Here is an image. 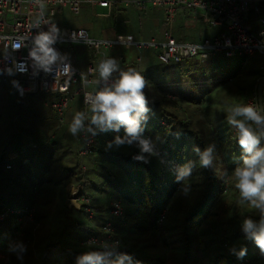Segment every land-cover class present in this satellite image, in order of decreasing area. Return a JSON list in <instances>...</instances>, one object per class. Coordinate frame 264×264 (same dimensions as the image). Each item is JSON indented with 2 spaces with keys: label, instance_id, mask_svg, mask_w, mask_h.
<instances>
[{
  "label": "trees",
  "instance_id": "1",
  "mask_svg": "<svg viewBox=\"0 0 264 264\" xmlns=\"http://www.w3.org/2000/svg\"><path fill=\"white\" fill-rule=\"evenodd\" d=\"M119 11L121 10L114 11L112 17L125 24L129 17L126 12L121 14ZM142 17L138 23V37L135 38H161L163 20L157 14L146 17L145 22ZM122 45L124 46L116 44L110 53L114 56L123 54ZM150 51L154 49H148V52ZM148 61L149 59H146L143 70L139 72L144 76L146 86L154 87ZM118 63L120 70L126 71L129 65H134V60L123 59ZM118 76V72L113 73L115 79ZM230 80L226 74L220 84H226ZM218 87L219 85H214L197 100L181 96L172 98L167 94L157 93V90L151 94L145 87L144 92L149 104L160 110L162 118L154 129H163L161 133L152 131L154 134H151V139L159 155L151 157L147 164L133 158L138 152L135 146H113L112 149L105 150L106 142L116 134L109 132L93 136L91 151L84 156H88L90 161L96 164L102 155L109 161L110 167L113 166L109 177L105 179L113 185V192L108 191L113 193V198L112 194H107L109 198L105 200L104 193L95 196L87 192L88 186H94L98 172L83 163L84 156L79 154L83 144L80 134L70 138L79 157L77 171L67 176L64 174L60 179L64 180L63 188L66 183H82L81 195L87 197L89 203L78 202L76 205L79 207L76 208V205L64 200L66 190L62 196L54 194L51 188H54L60 179L56 181L51 178L44 182L50 187L44 189V196L39 201L43 202L42 212L39 214L36 213L35 203L41 191L33 183L31 168L32 163L37 165L44 156H34L32 160V156L25 157L24 153L33 146L38 148L39 144L48 142H51L48 156L59 147L66 151L64 135L59 128L62 118L56 117L57 112L50 106V99H47L48 96L53 98L54 94L36 93L39 94L37 98L40 105L48 104L50 112L45 116L36 115L35 104L13 107L10 115L2 110L0 209L14 210L8 213L4 220L11 215L16 224L10 243L0 242V255L4 257L0 259V264H74L75 256L89 250L85 239L90 235H102V226L106 221L112 226L113 237L120 241V250L130 254L134 264H264V256H261L256 246L246 240L240 231L245 217L250 216L258 220L259 214L247 205H240L239 193L232 178L234 168L242 161L237 132L227 124V108L240 103L234 99V94L239 92L234 88L217 91ZM14 89L16 92L15 86ZM252 89L241 103H247ZM16 95L22 97L17 92ZM57 114L60 116L62 113ZM30 140L33 145L23 146V142ZM210 144H214L216 148L214 162L211 168L204 169L200 167L194 149H203ZM18 157V164L13 166L9 163L8 169L11 170L5 169L6 161L13 162ZM22 157L26 159L22 160ZM188 162H193L195 168L192 176L183 182L191 188L190 193L184 196L180 192L181 183L175 181V174L177 167ZM27 170L30 172V183L26 175ZM61 170L66 168L60 167L59 171ZM15 189L21 192L14 194ZM50 190L53 192L48 195ZM50 201L52 210L46 206ZM117 201L121 211L120 214L113 215V203ZM13 204L18 206L14 207ZM87 207L92 212L91 217L88 216ZM29 208L33 209V222L26 217L19 220L25 209ZM17 210L20 213H17ZM77 210L83 212V221L78 218ZM104 211H108L106 217L102 216ZM3 221L0 232L3 229ZM67 227L83 228L84 232L80 237L73 236L75 239H63ZM17 241L23 242L27 249L22 254V259L18 258L17 253L9 250ZM150 243L156 244L163 251L152 249L148 245ZM231 248H246L247 255L243 259H237L230 253ZM164 249L168 250V253L164 252Z\"/></svg>",
  "mask_w": 264,
  "mask_h": 264
},
{
  "label": "built area",
  "instance_id": "2",
  "mask_svg": "<svg viewBox=\"0 0 264 264\" xmlns=\"http://www.w3.org/2000/svg\"><path fill=\"white\" fill-rule=\"evenodd\" d=\"M88 4L99 15H109L114 6H134L141 10L149 7L159 8L163 11L164 22L163 39L156 40H122L120 38H97L92 37L83 28L60 27L58 42L54 47L65 55L59 47V42H80L87 46L94 58L99 57L100 61L111 57L107 50L116 44H131L137 48H153L156 50L157 58L164 63L178 62L185 58L197 56L200 59L222 53L226 57L235 55L260 53L262 62L260 72L256 77L252 93L247 103L257 104L264 102V0H45L44 18L50 22V16L55 13V7H67L78 10L81 6ZM48 9V10H47ZM185 9L192 12H200L207 16V21L214 26H222L223 30L211 37L203 38L200 41L190 42L177 40L172 34V23L180 10ZM39 9L32 0H0V76L11 77V80L18 82L17 94L23 96L27 93L57 94V98L50 100V106L57 112L62 113L68 106L75 94H81L84 105L83 112H87L88 105L84 102V95L92 90L86 89L89 83L95 84L98 79L97 66L94 60L86 65V72L75 67L69 59L63 63L68 64L67 72L61 70L55 73L39 72L33 73L31 60L29 57L30 38L35 34L36 29L31 27ZM252 13L255 18L250 19L248 24L243 21ZM255 24L257 30L250 29ZM47 30V25H42ZM19 45V47H17ZM120 58L122 56H119ZM141 60L137 57L134 65L129 69L140 71ZM11 67L13 73L9 75L4 69ZM115 81L110 78L109 83ZM77 87L71 90L72 86ZM96 85V84H95ZM103 86V82L101 85ZM83 139L82 148L79 152L81 156L91 151L93 136L90 134H80ZM9 167V164H6ZM77 199L79 202L89 203V199L81 195L82 185L76 187ZM88 216L92 212L87 207ZM14 210L9 208L0 209V225L8 213ZM119 202L113 203L112 214H120ZM20 213L19 210L16 211ZM27 218L33 222V209H25L22 218ZM159 222V219L157 220ZM35 230V226H34ZM102 235H90L85 239V243L92 240L97 246L108 241L118 240L113 237L112 226L106 221L102 226ZM18 233H21L18 231ZM28 242V241H26Z\"/></svg>",
  "mask_w": 264,
  "mask_h": 264
},
{
  "label": "rangeland",
  "instance_id": "3",
  "mask_svg": "<svg viewBox=\"0 0 264 264\" xmlns=\"http://www.w3.org/2000/svg\"><path fill=\"white\" fill-rule=\"evenodd\" d=\"M119 11L121 14L127 13L129 17V21L123 24L121 21H116L112 17V13L114 11ZM123 9V10H122ZM48 10V9H47ZM101 9L93 10L88 4L81 6L78 10H74L67 7H55V13L50 16V19L53 23L56 24L58 28L66 27L67 29L71 28H83L88 34L92 37L97 38H108V37H118V38H132L136 39L138 36V23L139 19L143 15V21L146 17L152 14H157L161 17L162 11L159 8H149L147 6L143 10H139L134 6L129 7H121L120 5L114 6L109 15H99L95 14V12L100 11ZM255 16L252 13H249L248 18L243 22L248 24L250 19H254ZM145 22V21H144ZM192 24V23H191ZM250 29L256 31L257 26L255 24L250 26ZM163 30V28H162ZM220 30L219 27L211 26L208 23L199 21L193 25H183V23H179L178 21L174 23L173 27V35L177 40L183 41H200L204 37H210L214 33ZM162 32V31H161ZM115 33H121V35H115ZM130 33V35H128ZM131 34H133L131 36ZM136 37V38H135ZM141 39V38H140ZM123 46V45H122ZM59 47L62 52L65 54L67 59L78 69L86 72V65L90 59H93L95 63H98L99 57L94 58L92 52L87 48V46L80 42H59ZM134 48L131 44H125L123 47V51H127L128 48ZM132 49L130 51L134 52ZM150 48H143L135 52L136 55L141 57V66L143 67V63L146 62V59H149L148 63L150 64L149 73H151L153 78L154 87L146 86V90L151 94L153 91L157 90V93L167 94L172 98H177L179 96L188 98L191 100H197L200 98L205 91L211 89L214 85H219L218 90L221 89H236L237 92L234 94V99L238 102H242L250 93L253 83L256 80V76L260 72V66L262 62V55L258 52L253 54H245L242 56H232L226 57L222 53H218L216 56H209L208 58L200 59L197 56L189 57L178 62L164 63L161 62L157 57L154 51L148 52ZM153 50V49H152ZM147 73V71H146ZM227 74L228 77L231 78L229 82L226 84H220L222 82L223 76ZM76 86H72L71 90H74ZM153 88V89H152ZM86 89L95 90L90 84H87ZM17 92V91H16ZM14 86L12 84L11 77H2L0 76V112L2 110L8 112L10 115L11 108L17 106H28L29 104L34 105L36 107V115L37 116H45L49 111L48 104L44 105L39 103V94L36 93H27L25 96L18 97L16 95ZM245 92V93H243ZM57 98V94L53 95V98L49 96L47 99ZM48 99V100H49ZM31 102V103H30ZM26 103V104H25ZM151 108V112L149 114V120L145 127L144 135L151 139V134L153 132L161 133L163 129L158 128L157 125L160 124L162 118L160 116V110L153 107V105L149 104ZM89 108V107H88ZM84 105L82 102L81 94H75L73 98L70 100L68 106L64 109L62 114L59 116L56 112V117H61L59 128H61L63 132V142H66V151L62 148H57L53 150L51 155L48 156V151L51 149V142L47 144H39L38 148L33 146L30 150H27L24 153V156H32V160L34 156L42 157L41 162L37 165L32 163L33 169L32 177L33 183L39 192V198L35 203V207L37 209L36 213L39 214L42 212L41 205L43 202H39L44 196V189L50 187L49 184L44 182L53 178L58 181L64 174L66 176L70 173L77 171V163L79 161V157L77 154V150H75L73 144L70 141V138L73 137L71 133L68 131L69 124L71 123L72 117L76 112H83ZM35 112V111H34ZM49 114V113H48ZM90 114V113H89ZM16 120V119H15ZM153 131V132H152ZM27 142H23V146H26ZM22 146V147H23ZM37 152V153H36ZM43 153H46L45 155ZM15 158L13 162L6 161V164L12 163L13 166L19 163L20 160ZM26 158L22 157V160ZM99 161L96 164L90 161L88 156L83 157V163L88 166L90 169H94V171L98 172V178L94 181V186H88L86 188L87 192L93 195H101L104 193L105 200L107 199V194H112V198L114 197L113 185L107 183L105 179L109 177L110 169L113 170V166L110 167V163L104 156L100 155L98 158ZM34 162V161H32ZM27 164V162L25 161ZM76 165V166H75ZM60 167H65L66 170H60ZM5 169L8 167L5 165ZM8 170H11L10 168ZM6 172L7 170H3ZM116 171V169H115ZM52 173V174H51ZM26 175L28 176L29 183L30 180V172L26 171ZM44 180V181H43ZM63 179L58 181V184L51 188V191L48 195H51L52 192L56 195H63L66 190L65 201L71 204H79L77 199V189L76 187H80L82 183H77L72 185L70 183H66V187L63 188ZM108 191H111L108 193ZM14 194H18L21 191L18 189L14 190ZM100 192V193H99ZM72 198H76L75 201ZM109 198V197H108ZM110 197V200L112 199ZM109 201V199H108ZM80 202V201H79ZM109 203V202H108ZM12 206H18L17 204H13ZM49 210H52V203L47 202ZM77 206V205H76ZM75 206V207H76ZM77 206L76 208H78ZM46 212L47 209L45 208ZM108 215V211H104L102 216L106 217ZM77 216L80 220H84L83 212L77 210ZM97 219V218H96ZM101 221V220H100ZM99 221V222H100ZM16 222L13 217L8 216L3 221V229L0 232V242L1 243H10V240L13 237L12 230L15 226ZM89 224V223H87ZM29 227V225H28ZM66 234H63L62 238L70 237L72 239L73 236L80 237L84 232L83 228H70L67 227L65 229ZM38 242V240H37ZM152 249H158L163 251V249L159 248L156 244L150 243L148 244ZM164 252L168 253V250L164 249ZM0 259H4L2 255H0Z\"/></svg>",
  "mask_w": 264,
  "mask_h": 264
},
{
  "label": "clouds",
  "instance_id": "4",
  "mask_svg": "<svg viewBox=\"0 0 264 264\" xmlns=\"http://www.w3.org/2000/svg\"><path fill=\"white\" fill-rule=\"evenodd\" d=\"M39 9L31 27L36 29L30 38L29 57L34 74L39 72L51 73L55 70L67 72L68 64L63 63L67 57L62 55L54 45L58 42L60 30L55 23L44 18L45 0H32ZM47 25V30L42 28ZM19 47V45H17ZM9 75L13 68L4 69ZM98 79L95 81L96 90L84 95V102L89 106L88 112H76L69 124L68 131L73 136L90 134L96 136L100 133H114L116 135L106 142L105 150L113 146L137 147L138 152L133 157L142 163H149L150 158L159 153L152 139L144 135L145 127L152 111L144 89L146 81L140 72L129 69L121 71L115 57L102 59L96 69ZM119 73L118 78L109 83L113 73ZM103 82V86L101 85ZM13 86L18 82L13 80ZM90 113V114H89ZM227 124L237 132V141L241 149L242 163L232 172L234 187L239 193L240 205H247L257 210L259 219L245 217L240 225L246 240L251 241L264 256V102L257 104L237 103L227 108ZM122 133V134H121ZM215 145L210 144L200 149L196 147L195 153L199 158L201 168L208 169L213 166ZM195 164L185 163L176 169L175 181L180 182V192L187 196L190 185L183 183L192 176ZM87 251L75 256L74 264H134L133 257L121 251L119 240L104 242L98 247L95 241H88ZM10 251L22 254L27 251L21 241L10 246ZM237 259L247 255L246 248L229 249Z\"/></svg>",
  "mask_w": 264,
  "mask_h": 264
},
{
  "label": "crops",
  "instance_id": "5",
  "mask_svg": "<svg viewBox=\"0 0 264 264\" xmlns=\"http://www.w3.org/2000/svg\"><path fill=\"white\" fill-rule=\"evenodd\" d=\"M122 8H123V6H121ZM129 7V6H128ZM149 8H152V7H149ZM145 9V8H144ZM141 10H143V9H141ZM144 11V10H143ZM162 11V10H161ZM152 15H155V14H152ZM151 15H149V17H150ZM160 17V16H159ZM160 19H162L163 20V22H164V14H163V11H162V14H161V17H160ZM179 22V23H183V25H186V26H189V25H193V24H196V23H198L199 21H201V22H205V23H208L209 25H211L208 21H207V16L206 15H203L202 13H200V12H192V11H188V10H185V9H182V10H180V12L178 13V15L174 18V20H173V23H172V34H173V27H174V23L175 22ZM192 23V24H191ZM211 26H214V25H211ZM165 27H166V24H165V22H164V28H163V30L165 29ZM215 27H219L220 28V30L218 31V32H216V33H214V34H217V33H219L220 31H222L223 30V27L222 26H215ZM163 30H162V34H161V38H155V37H150V38H148V39H132V38H125V39H122V40H138V41H144V40H149V39H151V38H154V39H156V40H162L163 39ZM213 34V35H214ZM174 36V35H173ZM212 36V35H211ZM210 36V37H211ZM108 38H114V37H108ZM204 38H207V37H204ZM115 46V45H114ZM113 46V47H114ZM133 47H135V46H133ZM111 49H113V48H111ZM111 49H109V50H107L106 52H107V54L109 55V56H111V57H115L116 59H117V61H120V60H123V59H126V61H128V60H135L137 57H140L139 55H136L135 54V52L137 51V50H139V49H142V48H137V47H135V49L134 48H128L127 49V51H124L123 52V54H120V55H118V56H114V55H112L110 52H111ZM132 49H134L135 51L134 52H132V51H130V50H132ZM153 49V48H152ZM155 50V49H154ZM155 53H156V50H155ZM220 53V52H219ZM218 53H216V54H214V55H211V56H216ZM253 54V53H252ZM119 56H122L121 58L119 57ZM157 57V56H156ZM209 57V56H208ZM208 57H206V58H208ZM90 60H93V59H90ZM90 60L88 61V62H90ZM140 60H142L141 59V57H140ZM87 62V63H88ZM95 62V61H94ZM99 62H100V59H99V61H98V63H95V65L96 66H98V64H99ZM120 66V65H119ZM130 66V65H129ZM129 66H128V69L127 70H129ZM140 66H141V64H140ZM140 70H143V68H140ZM113 77V76H112ZM114 78V77H113ZM115 79V78H114ZM116 80V79H115ZM90 85H92L93 87H95V90H96V88H97V85H95V84H93V83H89ZM87 86V85H86ZM92 91H94V90H92ZM64 111V110H63ZM30 145H33V143H32V141L30 140V141H27V144H26V146H30Z\"/></svg>",
  "mask_w": 264,
  "mask_h": 264
}]
</instances>
